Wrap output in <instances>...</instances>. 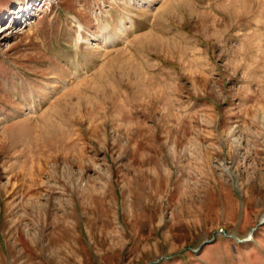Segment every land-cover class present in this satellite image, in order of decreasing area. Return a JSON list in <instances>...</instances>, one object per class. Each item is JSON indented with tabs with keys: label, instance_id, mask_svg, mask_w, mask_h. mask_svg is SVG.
<instances>
[{
	"label": "rangeland",
	"instance_id": "1",
	"mask_svg": "<svg viewBox=\"0 0 264 264\" xmlns=\"http://www.w3.org/2000/svg\"><path fill=\"white\" fill-rule=\"evenodd\" d=\"M26 6L0 21V264H264V0Z\"/></svg>",
	"mask_w": 264,
	"mask_h": 264
},
{
	"label": "bare ground",
	"instance_id": "2",
	"mask_svg": "<svg viewBox=\"0 0 264 264\" xmlns=\"http://www.w3.org/2000/svg\"><path fill=\"white\" fill-rule=\"evenodd\" d=\"M142 3L145 4L146 2H142ZM121 27L124 29L123 24H121ZM109 29H110V24L108 22L103 21L102 24L100 25V34L94 35L93 39H95L96 41L101 40V43L105 46L110 45L113 41V38L112 35H110L109 33ZM78 37L80 38L82 36L79 34Z\"/></svg>",
	"mask_w": 264,
	"mask_h": 264
},
{
	"label": "water",
	"instance_id": "3",
	"mask_svg": "<svg viewBox=\"0 0 264 264\" xmlns=\"http://www.w3.org/2000/svg\"><path fill=\"white\" fill-rule=\"evenodd\" d=\"M260 222H262V221H260Z\"/></svg>",
	"mask_w": 264,
	"mask_h": 264
}]
</instances>
